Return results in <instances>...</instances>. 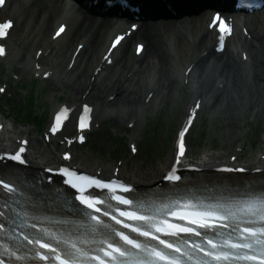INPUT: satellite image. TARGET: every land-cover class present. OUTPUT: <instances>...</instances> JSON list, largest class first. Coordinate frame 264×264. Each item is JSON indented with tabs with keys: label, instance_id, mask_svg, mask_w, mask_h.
<instances>
[{
	"label": "bare ground",
	"instance_id": "bare-ground-1",
	"mask_svg": "<svg viewBox=\"0 0 264 264\" xmlns=\"http://www.w3.org/2000/svg\"><path fill=\"white\" fill-rule=\"evenodd\" d=\"M6 13L15 19V28L7 39L9 54L4 60L8 63L21 60L24 62L23 68H26L33 64L37 49L43 47L44 51L50 50L46 56L42 57L41 70L52 71V76L58 79V83L63 82V87L70 92L73 100L79 95H81L80 98L84 95L87 100L94 99L99 102L96 112L101 115L104 111L100 110L99 106L113 95L108 103L110 111L113 110L119 115L134 112L135 117L141 118L143 115L141 108L145 101L142 99L139 101L137 97L144 89L145 97L148 92L154 91L151 108L165 104L171 107L180 93L183 95L181 102H184L185 95L180 87L183 85L187 87L190 84L193 96H201L204 100L206 98L208 103L214 102L212 108L218 107L217 109L222 110L220 116L228 114L229 118L236 108H240L245 99L242 95V88L245 90L247 86L244 82L245 74L248 76L249 87L253 88L254 94L256 93L253 107L264 108V11L247 18L243 17L244 26L249 29V38L245 37L240 30L241 22L237 23V33L229 40L227 54L219 55V57L212 56L211 59L203 57L199 60L213 36L212 32L203 31L206 22L204 16L190 19L182 25L167 23L143 25L137 32L138 36L133 37L134 40L140 38L147 40L141 60L130 57L131 46L128 44L109 72H107L108 69L106 71L100 69L99 61L103 46L109 33L115 29V24L109 21L95 22L93 17L82 13L76 5L61 2V0H47L39 3L34 0H8L6 8L0 10V19L6 17ZM62 19H69L71 25L75 24L76 28L71 38L66 37V33L59 40L51 41L48 31L54 22ZM78 42L84 43L83 50L78 55L75 66L68 69L70 61L67 58L73 52L74 43ZM240 50L248 53L246 62L249 68L247 69L244 68L247 64L236 55V52L239 54ZM65 52L69 53L61 56ZM191 53L194 55V60L199 61L193 70L194 74L188 73L190 78L185 84L183 73L188 64L193 62ZM150 69L153 73L148 74ZM95 71H98L96 75H94ZM92 76H94L93 80H91ZM222 79L226 82L224 90L212 91V85H216ZM68 80L70 82L67 83ZM229 123L222 125L220 130L222 129L224 133L229 132V126L232 130L233 122L231 125ZM3 144L4 140H0V148ZM31 149L30 157L37 164L53 160L47 153V149L36 144L35 139ZM217 154L201 157L197 159V162L207 167L221 160ZM258 162L264 172V161H257V164ZM79 164L87 169L99 168L103 172H116L137 182L141 187L157 180L163 167L158 165L156 170L151 168L139 171L136 163L135 168L126 174L124 173L126 163L122 165V168L112 172L113 163H105L98 157H93L90 162Z\"/></svg>",
	"mask_w": 264,
	"mask_h": 264
},
{
	"label": "snow or ice",
	"instance_id": "snow-or-ice-1",
	"mask_svg": "<svg viewBox=\"0 0 264 264\" xmlns=\"http://www.w3.org/2000/svg\"><path fill=\"white\" fill-rule=\"evenodd\" d=\"M4 3L5 0H0V5ZM10 27V23L0 26V36L4 35L3 28ZM63 31L61 27L56 35ZM120 39L121 37L116 38L113 47ZM4 51V48L0 47V55H3ZM3 91L4 89H0V92ZM184 154V146L181 143L179 155ZM10 158L19 160L21 164L25 163L20 160L19 154ZM176 164H179V159L176 160ZM226 171L246 170L241 168ZM61 172L74 175L68 173L66 169H61ZM176 172V166L172 165L169 174L163 178L175 186L181 180ZM87 182L90 186L110 189L113 193L111 200L119 205L128 206L130 210L124 211L112 203L94 199L90 193L76 195L75 199L80 204L92 210L89 212L76 210L81 223H87L89 220L94 222L89 227L99 239H93L91 242L82 237L77 222L72 218L33 215L32 219L37 220L42 227L38 228L35 223L27 224V228L35 231L25 232L23 240L33 246L29 251L44 264H54V261L56 264H84L85 257H90L96 264H264V182L259 185L250 183L243 190L222 193L215 197H200L189 190L185 194L168 196L163 202L150 203L133 202L122 195H117L110 184L102 183L99 179L87 178ZM65 183H71V187L77 189V192L85 193V190L76 183L70 181ZM0 189L3 190L0 192V200L7 211L12 207L9 201L15 202L14 197L20 191L11 178V173H0ZM130 190L124 185L119 189L122 193H128ZM67 203L71 205L70 200ZM97 204H106L105 210L101 213L104 216H110V212H118L119 216L132 221L133 224L123 223L115 216H110L116 224L130 229L136 236L104 224L93 214L101 212ZM177 206L183 211L177 212L175 210ZM5 211H0V217L5 216ZM165 215L177 216L180 221L187 220V226L169 223L164 218H156ZM20 216V212H15L14 217L6 218V222L16 224ZM3 231L4 227L0 224V232ZM155 233L174 239H162ZM181 233L185 235L182 236ZM137 236L144 239H137ZM151 241L158 242L161 247H157ZM89 243L94 247H87ZM14 247L19 249L23 244L17 243ZM41 249L47 251L41 252ZM4 251L16 260L21 259L15 251H9L7 248ZM0 264H5V261L0 259Z\"/></svg>",
	"mask_w": 264,
	"mask_h": 264
},
{
	"label": "rangeland",
	"instance_id": "rangeland-1",
	"mask_svg": "<svg viewBox=\"0 0 264 264\" xmlns=\"http://www.w3.org/2000/svg\"><path fill=\"white\" fill-rule=\"evenodd\" d=\"M65 54V53H64ZM15 73L18 77L17 79L12 78L11 74ZM153 73L150 69L148 74ZM31 70L28 68H23V61H13L10 65L1 61L0 62V80L5 81L8 84L7 94L0 97V109L7 115L8 106L9 109L13 108L14 111L17 110L15 104L19 103L24 95L32 91V87H28L26 80L31 77ZM245 81V80H244ZM67 83L70 80L66 81ZM55 81H46L43 83V90L40 92L39 103L42 105L41 111V120L43 125L48 118L49 111L56 105L55 101L59 94V91L62 88V85H56ZM145 89L137 97L139 101L143 98ZM66 97L63 99L65 101L68 97H71V94L66 91ZM253 90L249 89L248 92L242 88V95L245 96L240 108H236L234 113L229 116L228 114H213L212 108L214 105L211 104L208 107L204 108L200 114V119L204 118L202 126L205 127V135L196 139V149L192 157H201L203 154H217L222 155L231 152L232 147L237 144L244 142L246 143L245 147L248 148V143L245 138L248 135V139L254 142V145L260 142L259 132L262 129L261 123L264 119V108L253 107V98L256 96L253 95ZM8 96V97H6ZM9 96L11 99L9 100ZM183 95L180 93L179 97L176 99V102L170 106L167 104L160 105L155 108H149L144 106L142 109L143 114L141 119L137 120V127L131 132L139 134L137 138L138 152L134 158L128 156L126 149L127 137L122 136L123 131L126 126V119L131 120L134 112L125 115V114H112L111 116L105 114L103 118L100 119V128L99 133L100 137L94 138L90 136L89 143L83 148L80 149V156L78 157L81 161L86 159L87 162H90L91 158L97 156L99 158L106 157V161H110L113 158L126 157L128 161L127 167L134 165L135 163L141 162V166L146 169H157V165L164 163L165 159L168 157L170 148L172 145V140L175 135V130L181 122V118L184 114L182 110L181 98ZM62 101V100H61ZM107 101H110L107 98ZM246 101V102H245ZM25 102L27 100L25 99ZM96 102V101H95ZM97 104V102H96ZM102 109L109 106V104H102ZM228 108L230 106L228 105ZM232 108H234L232 106ZM226 112V109H224ZM232 110V109H231ZM213 114V115H212ZM228 118V119H227ZM199 119V120H200ZM227 120V122H225ZM230 122V123H229ZM233 122V129L229 126V132H223L220 130V127L226 123ZM208 124V126H207ZM23 127H19L22 130H28L30 137H36L35 127L32 126L30 120L23 119ZM21 126V125H20ZM207 126V128H206ZM39 127V126H38ZM233 131V134L230 133ZM119 137L121 140H119ZM209 138H214L213 144L211 145L210 150L203 148V143H206V140ZM192 137H189V142H191ZM192 143V142H191ZM249 151L248 154H254L251 158H255V151Z\"/></svg>",
	"mask_w": 264,
	"mask_h": 264
}]
</instances>
